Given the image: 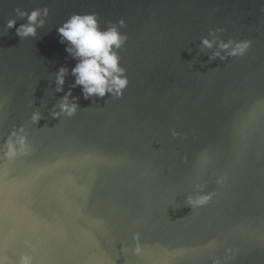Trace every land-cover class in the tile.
<instances>
[{"label": "water", "instance_id": "1", "mask_svg": "<svg viewBox=\"0 0 264 264\" xmlns=\"http://www.w3.org/2000/svg\"><path fill=\"white\" fill-rule=\"evenodd\" d=\"M0 264H264V0H0Z\"/></svg>", "mask_w": 264, "mask_h": 264}, {"label": "clouds", "instance_id": "2", "mask_svg": "<svg viewBox=\"0 0 264 264\" xmlns=\"http://www.w3.org/2000/svg\"><path fill=\"white\" fill-rule=\"evenodd\" d=\"M38 12L33 11L28 17L34 22ZM9 22V26L12 25ZM33 26L23 27V34L34 33ZM63 37L75 47V55L80 57L79 63L73 68L77 76L76 83L84 85L87 93H99L103 95L106 90L107 78L112 76L113 70H118L117 57L112 52V46H119L121 37L115 29L101 32L97 28L96 19L93 15H75L70 18L63 27L59 29ZM205 43H208L205 41ZM69 52L73 49L69 48ZM65 69L60 70L58 83L63 84ZM117 86H123L126 81L123 79L113 80ZM67 107V105H64ZM74 107V106H73Z\"/></svg>", "mask_w": 264, "mask_h": 264}]
</instances>
